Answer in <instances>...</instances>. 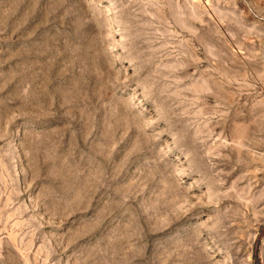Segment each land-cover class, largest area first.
<instances>
[{"label": "rangeland", "instance_id": "1", "mask_svg": "<svg viewBox=\"0 0 264 264\" xmlns=\"http://www.w3.org/2000/svg\"><path fill=\"white\" fill-rule=\"evenodd\" d=\"M0 264H264V0H0Z\"/></svg>", "mask_w": 264, "mask_h": 264}]
</instances>
